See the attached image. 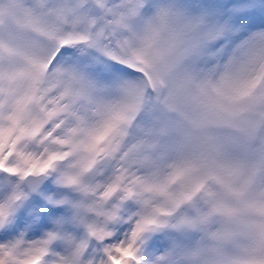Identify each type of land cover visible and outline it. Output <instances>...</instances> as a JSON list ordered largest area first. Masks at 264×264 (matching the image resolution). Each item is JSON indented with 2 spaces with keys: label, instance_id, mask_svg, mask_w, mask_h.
<instances>
[{
  "label": "snow or ice",
  "instance_id": "obj_1",
  "mask_svg": "<svg viewBox=\"0 0 264 264\" xmlns=\"http://www.w3.org/2000/svg\"><path fill=\"white\" fill-rule=\"evenodd\" d=\"M0 264H264V0H0Z\"/></svg>",
  "mask_w": 264,
  "mask_h": 264
}]
</instances>
